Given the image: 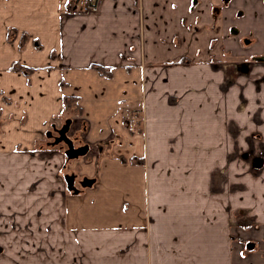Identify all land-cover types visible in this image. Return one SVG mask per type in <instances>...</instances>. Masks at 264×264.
I'll use <instances>...</instances> for the list:
<instances>
[{
	"label": "crops",
	"instance_id": "crops-1",
	"mask_svg": "<svg viewBox=\"0 0 264 264\" xmlns=\"http://www.w3.org/2000/svg\"><path fill=\"white\" fill-rule=\"evenodd\" d=\"M73 1L0 0V264H238L231 257L229 218L249 209L253 222L264 224V160L260 168L249 165L260 173L244 181L240 195L234 165L223 159L255 128L249 115L261 110L252 108L264 99V87L222 90L223 70L209 65L200 47L211 31L191 30L206 21V7L191 9L190 0H100L98 12L82 13ZM194 53L197 63H180ZM239 88L248 94L243 110ZM64 96L78 97L79 113L71 108L73 116H66ZM68 119L69 142L59 148L54 136ZM213 137L220 164L214 177L206 173L207 185L197 194L205 206L192 214L196 226L190 209L181 226L173 211L151 215L145 209L141 222L133 214L122 224L66 228L69 196L81 193L62 177H77L62 167L66 146L85 147L86 155L98 142L138 155L141 168L115 165L127 175L118 187L125 193L130 177L139 176L148 195L161 189L154 163L166 155L174 169L176 161L195 168L194 153L214 150L208 144ZM108 176L111 184L117 179ZM85 179L91 182L84 187L95 183ZM208 215L217 216L214 224L206 223ZM212 232L223 255L210 261L205 239ZM245 246L256 248L251 241ZM257 261L264 264V257Z\"/></svg>",
	"mask_w": 264,
	"mask_h": 264
},
{
	"label": "rangeland",
	"instance_id": "rangeland-1",
	"mask_svg": "<svg viewBox=\"0 0 264 264\" xmlns=\"http://www.w3.org/2000/svg\"><path fill=\"white\" fill-rule=\"evenodd\" d=\"M220 8H222V16L216 18L215 20L212 19V21H209L210 24L221 21L223 17L224 21L228 20L224 28L225 31H228V28H231V30H238V35L253 34L249 36V38L254 39L255 37L254 43L248 48L242 49L240 52H238V47L234 44V42H228L225 44V49L230 51L232 50L233 52L231 53V57L241 59V56L244 54L251 56L254 53H264V3L261 0H231L228 5L224 7L221 5ZM203 24L205 25L206 23L201 22L199 25H197L199 27V31L208 30L206 28H202ZM194 26L195 25L191 26V30L195 33L197 27ZM193 32L191 33L193 34ZM229 37L235 38V36L231 37L230 34ZM224 43L225 41H223V44ZM217 45L218 44L214 46L215 49L217 48ZM200 47L204 51V54L205 50L209 47V44L206 42L204 45L200 44ZM194 55L195 53L183 60H190L192 64L197 63V61H195ZM241 62V60H238L231 63L232 69L235 70L233 64L239 65ZM168 63H173V61L167 63L161 62L158 64ZM180 63L188 64L184 63L183 61ZM225 65H229V62L227 64L221 65L220 67L227 69L228 67H225ZM223 72L224 74H228L226 70H223ZM238 77L241 79H247V82H252L249 79H253L252 76L238 75ZM228 79L229 77H224L220 84L222 90L224 91L226 89L229 90L227 83ZM235 81L239 84L236 86H242L246 84L245 80ZM237 98L240 105H242L241 109L243 110L245 105L248 103V94H246V90H241V88H239V91L237 92ZM166 106L170 107L173 106V104L166 102ZM252 109H261L258 115L254 116H252L253 110L250 111L249 118L251 123L255 125V128L251 133L247 134V136L243 138L242 142L238 141V148L236 151L230 152V154L223 159L224 164L228 162L233 163L234 165L232 172L238 175V179L233 180L235 181L234 188L239 189L240 195L246 192L244 189V181L252 179L256 180L253 177H256L260 173L258 171L251 172V167L249 166L250 162L245 164L242 154L245 152H251L253 156L264 155V127L262 130L261 126L256 125H264V99H258ZM72 111L74 112V110ZM72 114L73 113L70 110L67 112L66 116L71 117L73 116ZM93 143L94 144H92L91 152L86 155H79L77 158H69L66 152L63 154L64 160L62 167H64L65 172H74L77 175V177L75 176V187L81 191L79 194H72L69 196L68 213L65 217L67 229L74 228L76 231L90 227L94 228L96 226L122 224L121 220L123 218H126L127 220L134 219L133 214H136L137 219H139L141 222L139 213L145 209H149V213L151 215L155 212L159 213L161 210L175 212L176 215L173 217L176 219L175 224L177 226L185 224L183 222V217L185 212L190 209L191 224L193 227L196 226L195 222L192 223V214L200 207L205 206L204 199H202L201 196L197 194H200V191L202 190V183L207 185L206 173H208V176L212 175V177H214L220 164V154L218 151L215 152L218 144L215 145L214 137L212 142H208L209 147L216 146L214 150H210L208 153H204L203 151L194 153L193 157L194 163L196 164L195 168H190L188 162L184 164L181 161H176V168L174 169L173 165L175 163L171 161L172 157L170 156V158H168L166 155L163 156L158 163H154L153 168L155 166L157 168L161 189L158 191H151L148 195L146 194L148 184L144 183L141 185L139 176L136 178L134 176L130 177V182L129 185H127V190L125 193L124 191L121 193L118 187L121 185L124 188L127 175H123L122 172L121 175H119L118 172L115 171L117 170L115 165H129L132 168H141L140 165L142 163L140 162L139 158H137L138 155L130 156L131 151L124 152L123 148H121V151L118 152L117 149H111V147L107 145H103L101 147V144H98V142ZM188 155H192V153H188ZM249 158H251V156ZM234 161H238L239 165L236 166ZM222 171L227 173L225 168ZM109 174L117 178H112V184L109 182ZM173 175H175L174 180ZM222 176L224 181L223 189L225 192L229 180H226L225 174ZM62 177L64 182L67 184L64 174ZM85 178L95 180V183H92L91 186L84 187V184H88L86 183ZM116 181L118 182L117 186H115L113 183ZM171 186L173 189L168 191V187ZM143 191H145V198ZM122 196L123 201L121 199ZM120 204L121 209L119 207ZM206 206L207 208L214 207V203L208 204ZM121 210L125 213H130L132 216H119L118 213L122 212ZM213 215L217 214L214 212ZM236 215L237 216L233 218H229L231 224L229 225L230 227L228 230V235L230 238H232V240H230V243L232 244L231 257L236 259L238 264H256L258 259L264 257V224L253 222L254 214L249 212V209H240L239 213H236ZM216 219L217 216L215 217L208 215L206 223L208 225L214 224ZM241 223H243L242 226H240ZM205 240L208 244L206 248V255L210 261L212 259L216 260L218 257L217 255H223L222 253H219L220 251L217 252L215 244L213 243V232L210 233ZM248 241H251V244H255L256 246L255 250L252 252L249 251L252 249L247 250V247L245 246L246 242ZM243 247L245 248L241 253Z\"/></svg>",
	"mask_w": 264,
	"mask_h": 264
},
{
	"label": "flooded vegetation",
	"instance_id": "flooded-vegetation-1",
	"mask_svg": "<svg viewBox=\"0 0 264 264\" xmlns=\"http://www.w3.org/2000/svg\"><path fill=\"white\" fill-rule=\"evenodd\" d=\"M231 0H190L191 3V9H195L198 7H201L202 9H206L208 10V16L206 18L205 21V25H202V28H206L209 31H211L212 34V38L210 37L208 40V44L209 47L207 48V55H206V62L211 65L212 67L218 69L222 67H220L223 64H227L229 62V65H225V67H228L227 69H223L226 70V72L228 74H224V77H229V79L227 80L228 86H233V85H239L235 80H245L246 84L244 86H249V83L253 84V87L258 89L260 88V85L264 87V53H254L251 56L248 55H243L241 56L242 58H232L231 57V53L232 50H228L225 49L224 45L227 44L228 42H234V44L238 47V52H240L242 49L244 48H248L249 46H251L254 41H255V37L254 39L249 38V36L253 35H249V34H244V35H238V30H231V28H228V31H225V26L228 22V20L224 21L223 17L221 19V21H218L214 24H210L209 21L215 20L216 18H219L222 16V8H220V6L222 5V7L228 5L230 3ZM264 3V0H261ZM185 22V20L183 21ZM203 22V20L200 21V23ZM197 27L196 31H199V27L198 26H194ZM235 28V27H234ZM231 30V31H230ZM232 33V34H231ZM230 36H235V38H230ZM237 38V39H236ZM223 41H225V43L223 44ZM222 42V43H221ZM217 45V48L215 49L214 46ZM218 52V53H217ZM220 57V58H219ZM205 60V59H204ZM241 60V64L237 65V64H233L235 70L232 69V65L231 63ZM184 63H190V60L185 61V60H181ZM180 61V62H181ZM230 70V72H229ZM238 75H243V76H252L253 79H249L252 82H247V79H241L240 77H238ZM223 77V78H224ZM234 79V81H233ZM65 124H63L59 129H57V132L54 136V139H57L59 137H61V135L59 134V130H62L64 128ZM68 130V127H67ZM67 130L64 132L65 134H63L64 136L66 135ZM51 132L49 131L48 134H50ZM66 139L63 141H60L56 144L53 143V145H59V148L62 147L63 148V143L64 141H69L67 138V135L65 136ZM64 152H68L69 149L66 146L64 149ZM71 152V151H69ZM247 155V156H246ZM246 156V157H245ZM251 156V158H249ZM258 156H253V154L250 152H245L244 154H242V158L245 161L250 162V164L253 167V161L254 159H256ZM263 159L262 156H259ZM67 178V179H66ZM71 177L66 176L65 179L72 183L75 184V179H70ZM74 180V181H73ZM73 181V182H72Z\"/></svg>",
	"mask_w": 264,
	"mask_h": 264
},
{
	"label": "trees",
	"instance_id": "trees-1",
	"mask_svg": "<svg viewBox=\"0 0 264 264\" xmlns=\"http://www.w3.org/2000/svg\"><path fill=\"white\" fill-rule=\"evenodd\" d=\"M97 72L99 73V75L101 76H104L106 78H110L111 77V74L109 71H106L102 68H97L96 69ZM63 108L64 110L68 111L70 110L71 108H74L75 112L79 113L80 112V107H79V104H78V97L76 96H64L63 99ZM135 132L138 134V133H141V123L140 121L138 120L136 122V127H135ZM131 131V130H130Z\"/></svg>",
	"mask_w": 264,
	"mask_h": 264
},
{
	"label": "water",
	"instance_id": "water-1",
	"mask_svg": "<svg viewBox=\"0 0 264 264\" xmlns=\"http://www.w3.org/2000/svg\"><path fill=\"white\" fill-rule=\"evenodd\" d=\"M69 121L70 120H67L64 128L62 130H59V134L61 135V137L57 138L55 140V142H53L54 144H56V143H58V142L63 141V140L66 139V137H65L66 135L64 136L63 134H65L64 132L67 130V127H68L67 124L69 123ZM64 142H69V141H64ZM66 153H67V155H68L69 158L78 157L79 155L85 154V147L84 148L77 149V150H73L71 152L68 151ZM262 163H263L262 158H256L253 161V167L256 168V169L257 168H260L262 166ZM90 182L88 181V184H90Z\"/></svg>",
	"mask_w": 264,
	"mask_h": 264
},
{
	"label": "built area",
	"instance_id": "built-area-1",
	"mask_svg": "<svg viewBox=\"0 0 264 264\" xmlns=\"http://www.w3.org/2000/svg\"><path fill=\"white\" fill-rule=\"evenodd\" d=\"M100 0H74L73 6L75 10L82 13H96L99 10Z\"/></svg>",
	"mask_w": 264,
	"mask_h": 264
}]
</instances>
